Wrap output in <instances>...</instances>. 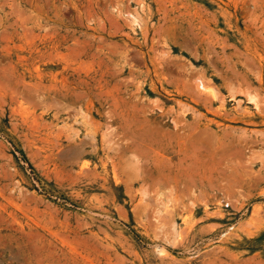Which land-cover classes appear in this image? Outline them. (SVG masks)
Here are the masks:
<instances>
[{"label":"rangeland","instance_id":"rangeland-1","mask_svg":"<svg viewBox=\"0 0 264 264\" xmlns=\"http://www.w3.org/2000/svg\"><path fill=\"white\" fill-rule=\"evenodd\" d=\"M0 264H264V0H0Z\"/></svg>","mask_w":264,"mask_h":264}]
</instances>
